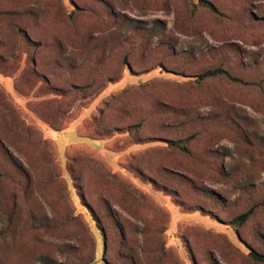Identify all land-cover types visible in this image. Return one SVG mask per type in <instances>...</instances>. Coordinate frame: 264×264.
Instances as JSON below:
<instances>
[{"label":"rangeland","instance_id":"rangeland-1","mask_svg":"<svg viewBox=\"0 0 264 264\" xmlns=\"http://www.w3.org/2000/svg\"><path fill=\"white\" fill-rule=\"evenodd\" d=\"M202 1L0 0V264H264V0Z\"/></svg>","mask_w":264,"mask_h":264},{"label":"trees","instance_id":"trees-1","mask_svg":"<svg viewBox=\"0 0 264 264\" xmlns=\"http://www.w3.org/2000/svg\"><path fill=\"white\" fill-rule=\"evenodd\" d=\"M201 4L203 6L210 8L214 12H218L216 5L212 2L203 0ZM218 74L229 75V73L226 70L221 69V68H216V69L207 70V71L201 73L199 75V77L204 79V78L212 77V76H215ZM251 213H252V209L236 216L235 218L232 219V223H238V224L244 223L247 220V218L251 215ZM249 254L253 260H255L257 262L264 263V253H261L257 250L252 249Z\"/></svg>","mask_w":264,"mask_h":264}]
</instances>
